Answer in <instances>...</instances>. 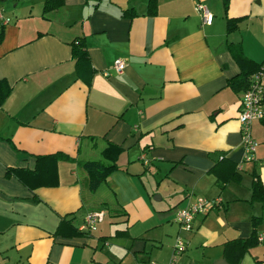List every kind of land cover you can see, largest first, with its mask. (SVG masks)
<instances>
[{
	"label": "crops",
	"instance_id": "1",
	"mask_svg": "<svg viewBox=\"0 0 264 264\" xmlns=\"http://www.w3.org/2000/svg\"><path fill=\"white\" fill-rule=\"evenodd\" d=\"M45 1H0L9 17L0 25V80L10 86L0 106V262L105 264L106 242L120 237L121 262L168 264L169 244L182 236L176 264H232L227 241L249 237L254 216L264 233V200L252 187L256 177L264 185V119L252 123L258 145L247 159L243 90L228 85L240 72L231 47L253 65L264 61V0H229L226 10L223 0H157L153 15L147 0H63L44 11ZM197 3L212 14L210 24ZM80 38L93 69L89 85L75 70L72 43ZM116 58L126 62L120 73ZM111 143L122 149L119 169L90 193L79 162L102 160ZM57 151L76 160L55 163L54 185L30 189L6 176L9 167L52 164L38 157ZM230 163L239 178L222 183L216 171ZM196 197L221 201L195 216L191 230L176 227L177 209ZM103 208L126 215L103 232L112 218L106 210L89 236L60 227L65 215L78 225ZM237 264H264V242Z\"/></svg>",
	"mask_w": 264,
	"mask_h": 264
},
{
	"label": "trees",
	"instance_id": "2",
	"mask_svg": "<svg viewBox=\"0 0 264 264\" xmlns=\"http://www.w3.org/2000/svg\"><path fill=\"white\" fill-rule=\"evenodd\" d=\"M62 1L63 0H46L44 3V11H49L50 9L56 8L58 5L62 4ZM228 1L229 0H223L225 10L227 9ZM156 11L157 0H147V13L149 15H153L156 13ZM124 13L128 14L129 16H133L135 14L133 10H126V12ZM234 25L235 19L229 18L227 20V28L231 30L233 29ZM231 51L232 55L240 66V72L228 80V85L235 90L244 91L249 86L251 75L259 69L261 64L253 65L250 59H248L239 49H236L235 47H231ZM72 52L75 60V70L77 77L83 80L87 85H89L91 76L93 74V69L90 65V60L86 51L85 43L81 38L80 40L78 39L72 43ZM9 91L10 86L6 83V81L0 80V106L4 98L8 95ZM121 151L122 149L120 146L111 143L103 150L102 160H86L79 162L80 167L87 174V190L90 193L96 192L99 186L106 180L110 172L119 169V166L117 164V157L121 153ZM41 157L47 159V161L52 162V164H36L34 169L24 167H9L6 170V176L17 177L30 189H33L40 184L54 185V181L53 183H51L50 180H52L55 175V163L58 161L76 160L74 157H71L67 153L61 151H57L45 156H39L38 159H40ZM223 161H225L224 156L220 158L219 163L221 164V162ZM222 173L224 175L221 174V172L216 171L218 180L222 181V183H225L229 180H237L239 178L236 166L232 165V163L226 166L225 172L222 171ZM252 187L254 198L258 200H264V185H262L258 177L253 180ZM103 210H107L106 213L112 218L126 215V212L121 209L115 210L112 208H106L105 210L103 208ZM259 221H261V217L254 216V218H252L253 229L249 237L244 239H233L227 241L224 244V254L228 259H230V262L232 264H237L246 251H248L252 246L260 243L257 239L259 233L256 230V225ZM66 224H68L71 230L70 235L71 233L83 236L90 235L80 232L78 230V225L72 223V218H68L65 215L60 221V227L61 225ZM124 232L125 230L118 229L116 230L115 235Z\"/></svg>",
	"mask_w": 264,
	"mask_h": 264
},
{
	"label": "built area",
	"instance_id": "3",
	"mask_svg": "<svg viewBox=\"0 0 264 264\" xmlns=\"http://www.w3.org/2000/svg\"><path fill=\"white\" fill-rule=\"evenodd\" d=\"M196 10L200 13L204 23L210 24L212 14L208 8L202 4H196ZM9 17L4 14L0 9V25L8 23ZM126 67V62L122 58H116L112 64L115 72L120 73ZM106 76L109 72H104ZM262 101H264V61H262L259 69L250 77L249 86L242 92L240 99V133L242 138V145L247 159H254V152L258 145V141L252 136V123L255 120L264 119V109H262ZM219 198L206 199V198H188L186 203L177 209L176 222L184 230L192 229V222L195 216L199 214H207L215 206L220 203ZM105 211L103 209H95L88 211L82 221L78 224V230L86 234H92L97 231L99 225L103 222ZM259 242H264V233H259L257 236ZM185 245L181 238L177 239L173 247V255L168 264H176V253L182 252ZM0 264H2L0 262ZM137 264H159L152 260H141Z\"/></svg>",
	"mask_w": 264,
	"mask_h": 264
},
{
	"label": "rangeland",
	"instance_id": "4",
	"mask_svg": "<svg viewBox=\"0 0 264 264\" xmlns=\"http://www.w3.org/2000/svg\"><path fill=\"white\" fill-rule=\"evenodd\" d=\"M8 2H10V1H7V2H4L3 4H7ZM114 221V218H108L104 223H103V229H104V231L103 232H105L106 231V229L107 230H111L112 229V224H111V222H113ZM176 227L179 225L177 222L176 223H173ZM180 226V225H179ZM98 233V232H97ZM99 234V233H98ZM98 234H96V235H98ZM184 242H185V240L183 239V237L182 236H179ZM177 239H178V236L176 237H174V239H173V242H171L169 245H170V250H171V252H170V254H169V261H170V258L172 257V255H173V247L175 246V244H176V242H177ZM126 241V239H124V238H120V237H111L110 239H109V241H107L106 242V244H105V246H104V248H103V253L106 255V262H105V264H129V262H128V260H125V261H123V262H121V260H120V257H121V254H120V249L119 248H121V244H122V242H125ZM261 245V244H260ZM119 247V248H118ZM162 249H164V247L162 248ZM153 251H154V253L156 252V251H158L157 250V248H153ZM180 253L181 252H178V253H176V259H178V257H179V255H180ZM153 258V257H152ZM152 260H154V258L152 259ZM154 261H157V260H154ZM138 262L136 261L135 262V264H137Z\"/></svg>",
	"mask_w": 264,
	"mask_h": 264
},
{
	"label": "water",
	"instance_id": "5",
	"mask_svg": "<svg viewBox=\"0 0 264 264\" xmlns=\"http://www.w3.org/2000/svg\"><path fill=\"white\" fill-rule=\"evenodd\" d=\"M1 1V0H0Z\"/></svg>",
	"mask_w": 264,
	"mask_h": 264
}]
</instances>
